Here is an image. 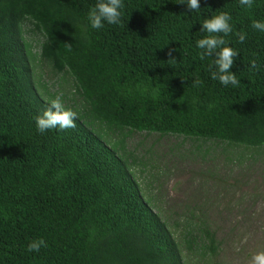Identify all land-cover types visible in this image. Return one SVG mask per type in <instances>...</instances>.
I'll return each mask as SVG.
<instances>
[{"label":"trees","instance_id":"16d2710c","mask_svg":"<svg viewBox=\"0 0 264 264\" xmlns=\"http://www.w3.org/2000/svg\"><path fill=\"white\" fill-rule=\"evenodd\" d=\"M122 2L120 24L94 30L86 16L97 0H0V264H186L96 123L264 152V32L252 27L264 0H199L194 12L182 0ZM224 11L238 53V84L227 87L211 79L214 54L196 48L203 20ZM43 68L73 79L83 105L64 107L73 128L37 131L34 117L57 96L34 73ZM203 228L197 247L213 257ZM39 239L46 246L28 252Z\"/></svg>","mask_w":264,"mask_h":264},{"label":"rangeland","instance_id":"374dc122","mask_svg":"<svg viewBox=\"0 0 264 264\" xmlns=\"http://www.w3.org/2000/svg\"><path fill=\"white\" fill-rule=\"evenodd\" d=\"M34 73L64 107L83 108L72 78L46 68ZM96 125L107 143L118 144V155L128 158L142 196L173 233L186 264H251L254 254L264 252V152ZM205 226L218 247L213 257L201 256L197 247ZM188 233L191 255L185 249Z\"/></svg>","mask_w":264,"mask_h":264},{"label":"clouds","instance_id":"9594fccd","mask_svg":"<svg viewBox=\"0 0 264 264\" xmlns=\"http://www.w3.org/2000/svg\"><path fill=\"white\" fill-rule=\"evenodd\" d=\"M239 3L242 7L251 8L253 0H239ZM182 4H185L190 12L199 11L200 9L199 0H182ZM123 7L122 0H97V3L87 13L88 26L91 29L99 30L104 27L105 23L119 25L123 15ZM231 20V15L226 11L217 12L210 19H204L200 31L206 33V35L196 41V48L202 50L200 52L201 59L213 57L214 54L212 65L215 66V71L211 72V79L217 80L225 87L230 84L233 86L238 84L236 74L229 71L238 53L232 47L226 46L227 42L224 39L229 33L233 32ZM252 27L264 32V22L253 21ZM237 35L240 42L245 40L243 33ZM212 65H209V67L211 68ZM195 83L199 84V81L197 80ZM143 91H147V89H143ZM75 118L76 114L72 110L64 108L61 97L58 95L50 101L49 105L39 115L34 117V122L37 131L43 134L46 130L58 129L63 131L73 128ZM42 246H46L43 239L33 240L28 243L26 250L28 252H39ZM251 264H264V252L254 254L251 257Z\"/></svg>","mask_w":264,"mask_h":264}]
</instances>
